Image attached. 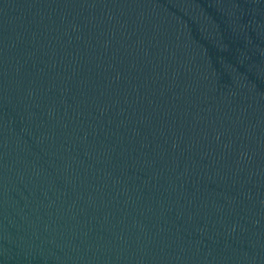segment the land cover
I'll return each instance as SVG.
<instances>
[{"label": "water", "instance_id": "95a60500", "mask_svg": "<svg viewBox=\"0 0 264 264\" xmlns=\"http://www.w3.org/2000/svg\"><path fill=\"white\" fill-rule=\"evenodd\" d=\"M0 264H264V0H0Z\"/></svg>", "mask_w": 264, "mask_h": 264}]
</instances>
